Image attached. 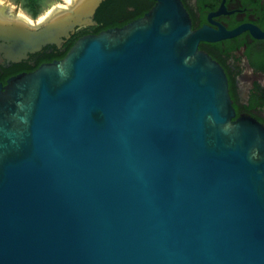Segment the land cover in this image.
Instances as JSON below:
<instances>
[{"label":"water","instance_id":"water-1","mask_svg":"<svg viewBox=\"0 0 264 264\" xmlns=\"http://www.w3.org/2000/svg\"><path fill=\"white\" fill-rule=\"evenodd\" d=\"M103 1L0 20L7 58L62 48ZM156 2L0 85V264H264V126L199 49L245 28Z\"/></svg>","mask_w":264,"mask_h":264},{"label":"flooded vegetation","instance_id":"flooded-vegetation-1","mask_svg":"<svg viewBox=\"0 0 264 264\" xmlns=\"http://www.w3.org/2000/svg\"><path fill=\"white\" fill-rule=\"evenodd\" d=\"M181 2L191 19L194 31L206 28L210 31L209 36L215 37L245 28L234 37L202 41L199 49L225 70L237 117L250 116L264 126V86L259 79V75L264 74V0H181ZM79 3L77 5H80ZM156 3V0H104L93 16L92 25L78 27L62 48L48 45L39 52L28 54L19 62L7 58L10 55L8 51L3 50V42L0 41V85L6 86L13 77L33 72L42 64L60 60L46 59L60 55V51L63 53L64 47L73 38L84 33L95 34L94 31L98 29L102 32L126 26L144 17ZM15 12L17 13L16 10ZM5 22L20 24L9 19ZM105 22L114 26L104 29ZM246 85H249L247 90L244 89Z\"/></svg>","mask_w":264,"mask_h":264},{"label":"bare ground","instance_id":"bare-ground-1","mask_svg":"<svg viewBox=\"0 0 264 264\" xmlns=\"http://www.w3.org/2000/svg\"><path fill=\"white\" fill-rule=\"evenodd\" d=\"M78 1L79 0H65V3L55 4L37 19H33L31 16L23 12L16 13L12 5L6 4L0 0V20L6 21V19H9L12 21H18V23L22 25L35 29L44 26L52 20H55L56 18L60 17L61 14L74 10L76 7L84 4L85 2H91L93 0H86L84 2L80 0V3ZM77 2L80 5H77Z\"/></svg>","mask_w":264,"mask_h":264},{"label":"rangeland","instance_id":"rangeland-1","mask_svg":"<svg viewBox=\"0 0 264 264\" xmlns=\"http://www.w3.org/2000/svg\"><path fill=\"white\" fill-rule=\"evenodd\" d=\"M14 7L17 13L23 12L36 19L44 14L48 9L58 3L63 4V0H1ZM65 3V1H64Z\"/></svg>","mask_w":264,"mask_h":264},{"label":"trees","instance_id":"trees-1","mask_svg":"<svg viewBox=\"0 0 264 264\" xmlns=\"http://www.w3.org/2000/svg\"><path fill=\"white\" fill-rule=\"evenodd\" d=\"M112 26H114V25H111V24L105 22V27H104V29L109 28V27H112ZM98 32H100V29L94 31L95 34H98ZM86 34H89V33H86ZM84 35H85V33H84L83 35H79V36L73 38V39H72L71 41H69V42L67 43V45L64 47V48H65V51H64L63 53H61V51H60V55H54V56H52V57L47 58L46 60H47V61H52V60L55 59V58L63 59V58L66 56V54L68 53V51L71 49V47L74 45V43L76 42V40H77L78 38H80L81 36H84Z\"/></svg>","mask_w":264,"mask_h":264}]
</instances>
